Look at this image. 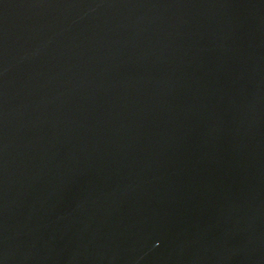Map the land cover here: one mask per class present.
Here are the masks:
<instances>
[{"label":"water","instance_id":"95a60500","mask_svg":"<svg viewBox=\"0 0 264 264\" xmlns=\"http://www.w3.org/2000/svg\"><path fill=\"white\" fill-rule=\"evenodd\" d=\"M0 264H264V0H0Z\"/></svg>","mask_w":264,"mask_h":264}]
</instances>
